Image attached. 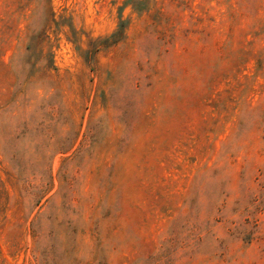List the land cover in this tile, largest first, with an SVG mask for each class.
<instances>
[{
    "label": "rangeland",
    "instance_id": "obj_1",
    "mask_svg": "<svg viewBox=\"0 0 264 264\" xmlns=\"http://www.w3.org/2000/svg\"><path fill=\"white\" fill-rule=\"evenodd\" d=\"M0 264H264V0H0Z\"/></svg>",
    "mask_w": 264,
    "mask_h": 264
}]
</instances>
